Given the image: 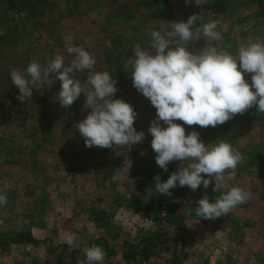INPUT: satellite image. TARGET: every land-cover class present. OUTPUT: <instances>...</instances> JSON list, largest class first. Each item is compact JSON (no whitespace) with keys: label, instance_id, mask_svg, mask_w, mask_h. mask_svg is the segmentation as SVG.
<instances>
[{"label":"rangeland","instance_id":"obj_1","mask_svg":"<svg viewBox=\"0 0 264 264\" xmlns=\"http://www.w3.org/2000/svg\"><path fill=\"white\" fill-rule=\"evenodd\" d=\"M192 14L200 15L194 29L218 20L222 38L213 41L201 29L191 50L215 46L236 55L249 40H264V0H0V192L8 199L0 207V264H87L83 249L92 245L104 249L102 264H210L214 258L215 264H264V113L256 106L216 127L184 125L206 144L223 140L240 152L235 175L219 191L214 180L195 191L177 186L171 196L154 186L155 175L166 180L180 162L167 171L156 164L148 132L156 109L133 86L134 47L148 49L154 29L167 32L171 22ZM69 45L89 51L97 71L117 46L115 96L137 111L135 127L145 133L140 143L86 147L75 127L88 114L86 97L62 108L54 75L32 98L18 100L11 71L33 60L46 66L57 54L69 64ZM74 75L87 79V71ZM245 78L251 81L250 74ZM233 186L249 190L250 198L216 219L195 215L200 198L214 200ZM19 233L40 243L7 241ZM157 236L165 246L149 258L128 255L125 242Z\"/></svg>","mask_w":264,"mask_h":264},{"label":"clouds","instance_id":"obj_2","mask_svg":"<svg viewBox=\"0 0 264 264\" xmlns=\"http://www.w3.org/2000/svg\"><path fill=\"white\" fill-rule=\"evenodd\" d=\"M189 2L192 0H186ZM194 2L205 4V0ZM198 20L200 15L192 14L187 20L171 22L167 32L154 29L148 49L140 44L134 47L133 86L156 109L148 129L156 164L167 171L170 162H180L166 180L159 174L154 176L156 192L162 195L171 196L170 190L177 186L195 191L203 185L207 189L213 180L214 192L219 191L225 180L235 175L241 160L240 152L230 143L221 140L206 144L198 131L186 134L184 125L216 127L253 106L257 113H264V40H249L236 55L215 46L191 50L190 42L200 38L201 29L206 38H222L218 20L194 29ZM67 53L73 57L69 64L57 54L47 59L46 66L33 60L22 71L13 69L10 76L19 89L18 100L23 103L32 98L33 89H43L54 75L61 82L57 102L62 108L68 109L79 97H86L88 114L75 125L86 147L140 143L145 133L135 127L138 113L130 102L115 96L116 79L106 70H95L96 59L84 47L69 45ZM78 71H87L84 83L75 77ZM246 74H250V82ZM250 196V191L240 186L231 187L214 200L205 195L196 202L195 215L203 219L228 215ZM7 203V195L0 192V207ZM74 239L71 233L65 236L69 246ZM83 252L87 264H102L106 254L99 245L85 247Z\"/></svg>","mask_w":264,"mask_h":264},{"label":"trees","instance_id":"obj_3","mask_svg":"<svg viewBox=\"0 0 264 264\" xmlns=\"http://www.w3.org/2000/svg\"><path fill=\"white\" fill-rule=\"evenodd\" d=\"M110 51L105 53V63L106 67L104 71H108L114 79L119 77L120 69L117 67V58L116 56L118 54V48L117 46L114 48L109 49ZM8 242L12 243L13 241L16 242V244H38L40 243L38 239H35L34 236L31 233L23 234L19 233L14 238H6ZM3 239H0V246L5 245L4 243H1ZM128 247L129 256L133 257L137 253H140V256H144L146 258H149L150 255L157 252V249L159 246H165L164 243L161 242L160 236L149 238L147 240H144L143 242L139 244H130V243H124V245ZM168 247H165L167 249ZM143 249V250H142ZM112 255H116L115 251L111 252Z\"/></svg>","mask_w":264,"mask_h":264},{"label":"water","instance_id":"obj_4","mask_svg":"<svg viewBox=\"0 0 264 264\" xmlns=\"http://www.w3.org/2000/svg\"><path fill=\"white\" fill-rule=\"evenodd\" d=\"M216 263V258L210 263V264H215Z\"/></svg>","mask_w":264,"mask_h":264}]
</instances>
